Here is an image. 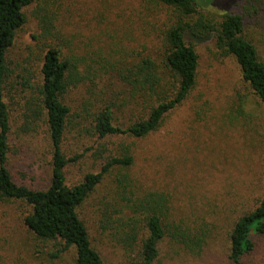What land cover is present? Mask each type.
Returning a JSON list of instances; mask_svg holds the SVG:
<instances>
[{
	"label": "rangeland",
	"instance_id": "rangeland-1",
	"mask_svg": "<svg viewBox=\"0 0 264 264\" xmlns=\"http://www.w3.org/2000/svg\"><path fill=\"white\" fill-rule=\"evenodd\" d=\"M59 1L58 26L66 55L82 58L86 71L97 63L107 64V77L101 84L86 82L67 95L72 111L63 153L74 161L66 171L67 183L73 185L89 173H101L110 157H121L130 150L134 165L121 172L130 176L133 189L169 193L179 218L192 209L203 213L210 208L221 214L212 216L232 218L243 208L256 205L263 196L264 103L244 82L236 61L222 59L212 42L197 45V86L157 132L144 139H100L91 124L103 101L114 104L120 126L126 128L138 117L127 107L129 94L117 71L146 56L162 64L166 46L163 32L171 25L173 14L153 0ZM197 2L201 12L215 20L234 12L242 15L246 36L264 60V1ZM34 10L35 5L27 9L28 23L19 31L10 52L12 77L6 102L11 116V173L23 184L42 188L51 177L52 146L43 121L32 124L33 131L26 130L30 122L25 117L29 93L21 85L22 77L33 84L41 79L42 52L36 39L40 25ZM119 172L112 170L104 175L80 214L105 264H138L99 224ZM28 212L24 203L0 204V264H74V254L59 262L48 258L46 249L24 226ZM254 240L258 251L245 262L264 264V236ZM227 247L224 233L198 256L165 242L155 264H230Z\"/></svg>",
	"mask_w": 264,
	"mask_h": 264
},
{
	"label": "trees",
	"instance_id": "trees-1",
	"mask_svg": "<svg viewBox=\"0 0 264 264\" xmlns=\"http://www.w3.org/2000/svg\"><path fill=\"white\" fill-rule=\"evenodd\" d=\"M172 12V23L163 32L166 44L162 64L151 56L122 67L117 78L129 94L128 109L137 112L136 120L126 128L120 126L114 104L101 103L92 115L94 134L105 139L127 136L144 139L157 132L165 119L189 98L198 83L199 54L197 45L212 42L222 59L233 58L242 78L264 103V60L256 45L247 38L244 17L236 12L220 17H207L197 0H153ZM256 3L264 0H251ZM35 5L39 22L37 36L42 52L40 83L22 77L28 90L25 117L32 124L43 121L52 146L51 177L48 184L36 188L15 179L9 168L11 116L6 92L12 77L10 52L19 31L28 23L27 9ZM59 0H0V204L24 203L29 208L23 222L46 251L52 262L74 254V264H105L94 247L90 232L81 217L85 205L104 175L120 172L107 197V211L100 215V228L106 231L122 250L134 256L138 264H155L161 248L169 242L195 256L201 255L224 233L230 264H246L258 251L254 238L264 236L263 196L252 208H243L231 218L210 211L192 209L179 218L173 209V197L163 191L139 192L131 178L121 170L134 165V156L126 150L121 157H110L101 173L87 174L79 183L69 185L66 171L70 163L63 153V141L71 116L67 95L86 82L101 84L107 77V64L97 63L85 69L84 60L69 57L62 46L58 26ZM91 87V86H90ZM93 88V87H91ZM89 114V112H88ZM224 224L222 228L220 224ZM255 264V263H253Z\"/></svg>",
	"mask_w": 264,
	"mask_h": 264
}]
</instances>
